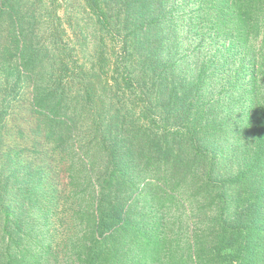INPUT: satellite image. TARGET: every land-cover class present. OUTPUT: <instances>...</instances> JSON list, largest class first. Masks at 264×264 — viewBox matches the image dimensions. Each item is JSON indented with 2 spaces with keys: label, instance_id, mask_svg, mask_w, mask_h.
<instances>
[{
  "label": "trees",
  "instance_id": "1",
  "mask_svg": "<svg viewBox=\"0 0 264 264\" xmlns=\"http://www.w3.org/2000/svg\"><path fill=\"white\" fill-rule=\"evenodd\" d=\"M80 1L0 0V264H264V0Z\"/></svg>",
  "mask_w": 264,
  "mask_h": 264
},
{
  "label": "rangeland",
  "instance_id": "2",
  "mask_svg": "<svg viewBox=\"0 0 264 264\" xmlns=\"http://www.w3.org/2000/svg\"><path fill=\"white\" fill-rule=\"evenodd\" d=\"M57 5L60 7V12L63 17V23L67 30V37L70 39V44L72 37L73 41H75V43L77 44L78 49H83V51H80V49V52L78 53H82L86 61H90V57H92V53H94L95 47V39H92L93 37L91 35L94 25V19H90L88 17V13L85 11L84 6L80 0H57ZM24 107L26 106L24 105L21 106V108H17V112L21 115H24L25 117L22 121L27 118V115L24 114L26 113V109ZM8 119L6 115L5 123H7ZM18 122H21V120H18L17 117L16 123ZM3 125H5L4 122ZM4 138L5 134L2 135V140H4ZM18 141L21 147L23 144L21 139H18Z\"/></svg>",
  "mask_w": 264,
  "mask_h": 264
}]
</instances>
